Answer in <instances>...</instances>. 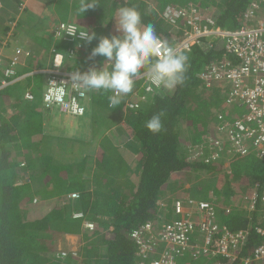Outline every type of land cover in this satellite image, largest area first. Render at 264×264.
<instances>
[{"label":"trees","instance_id":"trees-1","mask_svg":"<svg viewBox=\"0 0 264 264\" xmlns=\"http://www.w3.org/2000/svg\"><path fill=\"white\" fill-rule=\"evenodd\" d=\"M149 1H155L154 7L148 0H87L98 6L82 15L77 13L81 0H48L45 6L60 22H74L97 35L95 43L81 48L60 41L65 45L54 49L65 50L74 72L99 68L105 58L86 60L85 50L90 56L99 37L113 35L109 28L122 6L135 7L142 26L153 25L159 39L171 46L182 39L186 22L166 21L168 8L196 7L201 10L202 28L213 19L217 28L229 32L258 21L247 17L248 8L258 0ZM262 1L254 18L264 6ZM23 3L0 0V46L9 47L25 25L18 19L26 10ZM35 22L30 36L41 44L35 43L27 58L40 67L44 65L39 49L50 51L54 44L41 37L48 30L47 22L40 18ZM225 47L219 39H205L203 45L184 52L189 58L185 82L172 91L148 92L138 79L133 92L115 107L108 99L111 92L98 91L89 103V119L78 122L87 127L83 136L45 127L51 118L43 105L42 76L0 90V264H141L134 234L148 223L162 228L177 219L162 204L172 186L180 194L177 198L212 202L227 196L223 206L214 204L217 223L230 233L248 232L234 264L252 260L264 241L257 233L264 228V161L252 150L245 156L234 155L229 145L211 147L208 140L220 114L236 120L244 113L242 107L228 103L226 82L221 85L202 76L218 65L229 70L238 67L237 58ZM8 66L5 60L0 63V82L8 80ZM26 90L33 94L32 102L25 100ZM160 112L163 128L153 134L145 123ZM242 186L250 188L246 195L250 199L255 195L254 210L245 208L246 196L239 198L236 189ZM73 193L79 195L78 201L70 200ZM36 208L46 211L37 214ZM85 222L95 228L85 230ZM193 233L190 243L200 239L198 232ZM68 235L80 238L78 251L68 245ZM186 254L183 264L226 262L219 255Z\"/></svg>","mask_w":264,"mask_h":264},{"label":"built area","instance_id":"built-area-1","mask_svg":"<svg viewBox=\"0 0 264 264\" xmlns=\"http://www.w3.org/2000/svg\"><path fill=\"white\" fill-rule=\"evenodd\" d=\"M262 2L253 1L247 11V17L258 20L257 24L233 32L217 28L213 19H208L207 26L202 28L201 10L196 7L168 8L165 19L173 24L178 20L186 22L182 39L173 46L177 52L188 53L195 46L203 45L205 39H219L226 43L227 52L237 58L238 67L229 70L227 65H218L203 75L208 81L227 82L230 86L228 103L244 109L243 115L236 120H230L220 114L215 134L208 140L211 147L229 145L230 152L234 155L245 156L252 150L258 159L264 161V18H254L255 11ZM72 29H78V25L71 21L60 22L52 29L51 36L55 40L75 43L79 48L87 45L78 34L74 38L65 33ZM18 63L19 59L15 58L12 66ZM38 73L47 77L43 96L47 109L58 110L73 117L85 116L87 106L84 101L88 98V92L73 83L71 74L74 72L65 71L60 65L53 64ZM6 76L14 77V68L7 71ZM138 79L144 80L148 92L155 90L143 72L135 80ZM8 84L3 82L2 87ZM33 98L32 93L26 94L27 100L31 101ZM70 198L77 200L79 195L72 194ZM171 213L177 219L170 220L169 224L162 228L148 223L134 234L142 258L141 264H183L181 259L187 252H196L206 258L219 255L226 261L215 264H234L239 259V253L246 245L249 234L247 231L230 233L221 230L212 204L194 199H177L172 203ZM85 228L92 231L95 225L86 222ZM193 232H198L200 239L190 243ZM257 233L264 238V228H258ZM261 262H264V241L255 250L252 260H244L245 264Z\"/></svg>","mask_w":264,"mask_h":264},{"label":"clouds","instance_id":"clouds-1","mask_svg":"<svg viewBox=\"0 0 264 264\" xmlns=\"http://www.w3.org/2000/svg\"><path fill=\"white\" fill-rule=\"evenodd\" d=\"M96 6H98L97 3H89L87 0H81V4L77 9V13L83 15L88 9H93ZM115 20L116 32L119 33V35L99 37L97 46L91 50L90 58H95L97 56L105 58L103 65L99 68L91 67L85 72L76 71L72 73L71 80L74 84L79 85L86 91L103 90L111 92L112 95H110L108 99L110 105L113 107L119 105L123 97L133 92L135 79L142 72L146 76V79L150 85L161 91H172L177 86L184 84L189 61V58L186 54L177 52L173 46L161 41L157 36L153 25L148 24L142 26L141 15L135 7H120L117 10ZM65 33L73 36L74 38L78 34L79 38L86 41L87 43H91L93 40L97 39L95 32H91L90 34L88 30L79 26L78 29H72ZM27 54L30 55L29 52L26 53L25 55L27 57ZM1 62L2 60L0 59V63ZM17 65H19V63ZM104 65H108V67H105ZM16 66L13 67L11 65L8 70H6V73L10 69H15ZM33 74L34 73L31 75ZM6 79L8 80L1 81L0 90L13 84L9 83L11 82V79L8 77ZM142 81L144 84V80ZM3 82H7L10 85L2 87ZM216 83L224 85L225 81H216ZM143 87H145V85H143ZM27 93H31V91H27L25 93V100L32 102L34 98L31 101L26 99ZM92 97L93 95L91 98ZM89 99L90 98H87L85 103H87ZM43 105L45 106L44 101ZM86 106L89 110V106L87 104ZM52 111H49L48 113L50 114ZM163 116V112L151 116L145 123V127L148 129V131L152 132L153 134L159 133L163 128ZM225 173H228V170H225ZM183 199H194L198 202L209 203L212 204L216 210V207L212 202L187 197ZM70 200L73 199L70 198ZM78 200L79 198L73 201L75 202ZM244 200H247V198L245 197ZM251 200L253 201V198ZM172 203L173 201L171 204ZM169 214L172 215L171 209Z\"/></svg>","mask_w":264,"mask_h":264},{"label":"crops","instance_id":"crops-1","mask_svg":"<svg viewBox=\"0 0 264 264\" xmlns=\"http://www.w3.org/2000/svg\"><path fill=\"white\" fill-rule=\"evenodd\" d=\"M43 1L44 0H23L24 3L22 5L26 10L24 9L25 11L20 14L21 16H19L18 19H19V21H20V19L21 20L23 19L24 22H26L25 24L33 23L37 18H40V19L47 22V29L48 30L41 37L43 39L51 42L54 45H52V48L50 49V51H47L44 47L41 49H39V48L38 49L40 50V54H41L40 55V60H41L40 63H42V65H44V64H48V65L38 67V64H36L37 61L35 63L31 64L30 58H27V56L24 55V57H22L21 60H19V65H17L14 69L16 75L14 77L9 78V79H11L10 80L11 82H9V83L15 84L16 82H19V81L27 78V76L31 77L34 75H39V76L43 77V80H42L43 90L45 91V85H46L47 77L45 75L38 73L39 70L50 67V66H52V64L60 65L61 68L64 69L65 71H71L72 69L70 70V68L68 67L69 59L65 53V50L60 51V50L54 49V48H56V46L61 47V46H63L62 44H64V43L60 42L62 40H55L52 37H50L51 30L58 23H60V20H58V18L53 15V12H51V10L49 8H47V6L43 5ZM35 23L32 24V26L33 25L35 26ZM33 39H34L33 37L32 38L30 37L26 41V45H27L26 50L29 51L30 54H31V49L36 47L35 43L37 45L41 44L37 40L34 43ZM32 43H34V45H31ZM93 43H95V42L93 41ZM87 52H88V49L85 50V54H84V58L86 60H88L90 57L89 54H87ZM96 58L97 57L93 58V60H95ZM3 61H4V59H3ZM7 61H9V59ZM7 61L5 60L6 63H8ZM71 72H74V70H72ZM32 73H34V74L31 75ZM10 84H8V85H10ZM31 87H33V86H31ZM27 90H30V89H27ZM27 90H26V92H27ZM96 93H98V91H92V90H90V92L87 93L88 94L87 97L90 98L86 103L88 106H89L90 100L93 98V97L91 98V96L96 94ZM84 102H86V101H84ZM8 112L11 113V110L8 109ZM47 112H49V111H47ZM89 112L90 111L87 109L86 115L82 118L84 121H87L89 119V117H90ZM47 114H48V117L50 116L51 119H50V124L46 123L47 121L45 122V127H48V128L58 127V128H61L62 130L66 129V130L70 131V132H68V131L67 132L70 133L71 135H78L79 134L80 136H83L87 132V130H86L87 127H85V125L80 126V124H78V123H74L75 126L66 125V123H63L61 126H58L55 124L56 122L59 121L58 117L62 118L64 115H61V114L58 115L59 113H56V115H54L53 113H50V114L47 113ZM85 119H87V120H85ZM75 122H80V120L75 121ZM64 135H66V133H64ZM77 239L79 240L80 238L78 236H71V235L67 236V238H66L67 243L72 249H74L77 246V244L75 243Z\"/></svg>","mask_w":264,"mask_h":264},{"label":"rangeland","instance_id":"rangeland-1","mask_svg":"<svg viewBox=\"0 0 264 264\" xmlns=\"http://www.w3.org/2000/svg\"><path fill=\"white\" fill-rule=\"evenodd\" d=\"M47 2H48V0H44L43 1V5L45 6V4ZM148 3L150 5V7H154V5H155V1H149L148 0ZM260 10L264 12V6H261V8L259 9V12L257 13V18H260V17L264 18V14L260 13ZM34 23H35V21L33 23L25 24L18 31L17 37L12 42H10V44H9L10 46L9 47L5 48V47L0 46V59L1 60L4 59L6 61L9 59V61H7L9 63L8 68L12 65L13 60L15 58H18L19 60H21V58L24 57V55L29 52V51L26 50L27 49L26 41H27V39H29L31 37L30 34H31V31L33 30L32 24H34ZM109 32H111L113 35H119V33L116 32V20L115 19L112 22L111 27L109 28ZM50 37H52L51 36V32H50ZM4 45H6V44H4ZM31 45H34V43H32ZM44 65L47 66L48 64H44ZM143 85H145V83ZM87 92H90V91L88 90ZM51 113H53L54 115H56V113H59L58 115H60V114L64 115V114L60 113L58 110H53ZM58 120L59 121L55 123L58 126H61L63 123H66V125L75 126L74 123H78V122H75V121H79V120L81 121L82 119L78 118V117L64 115L62 118L58 117ZM85 120H87V119H85ZM216 126H217V124H216ZM115 131H116V129H115ZM206 178H209V176H206ZM249 189L250 188L243 187V186L241 188L238 187L236 190H237V192L239 194V198H242V197L246 196L250 192ZM242 190H244V191H242ZM253 193H254V190H253ZM178 194L179 193L177 191V187H175V186L167 188V190L165 191L164 198H162V204L167 209V211L170 212L171 205H172L171 203L169 204V201L172 202V201H175L177 199L186 198V196H182V197L177 198ZM208 194L210 196V192L207 193V195ZM195 197L200 198L197 195ZM225 197H226L225 199L223 197H221V199L212 198L214 200V201H212V203H214V204L217 203L219 206H223L224 201H227V196H225ZM246 198H247V200H245L246 201L245 208L246 209H251V207L253 206V203H252L253 201L248 196H246ZM242 206H243V204H242ZM45 209H47V207ZM228 209L231 210V207H229ZM45 211L46 210L42 211V210H40V208H36L35 212L37 214H44ZM172 217H174V216H172ZM75 243L77 244V246L74 248V251H78L79 240L77 239Z\"/></svg>","mask_w":264,"mask_h":264},{"label":"bare ground","instance_id":"bare-ground-1","mask_svg":"<svg viewBox=\"0 0 264 264\" xmlns=\"http://www.w3.org/2000/svg\"><path fill=\"white\" fill-rule=\"evenodd\" d=\"M45 109H47L46 107H44ZM47 110H49V109H47ZM50 111V110H49Z\"/></svg>","mask_w":264,"mask_h":264}]
</instances>
